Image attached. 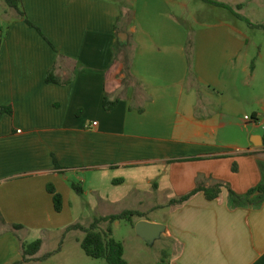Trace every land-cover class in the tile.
Returning a JSON list of instances; mask_svg holds the SVG:
<instances>
[{"label": "crops", "instance_id": "1", "mask_svg": "<svg viewBox=\"0 0 264 264\" xmlns=\"http://www.w3.org/2000/svg\"><path fill=\"white\" fill-rule=\"evenodd\" d=\"M184 7L22 0L26 17L12 9L0 31V264L22 257L25 227L67 229L53 221L74 215L73 184L88 173L115 174L112 183L131 184L137 197L145 175L163 197L141 210L157 219L136 222L165 227L160 238L176 252L157 264H264V203L232 208L229 196L264 185V51L248 33L258 29L225 19L191 29ZM52 70L61 84L47 81ZM219 184L217 200L199 193L172 204Z\"/></svg>", "mask_w": 264, "mask_h": 264}, {"label": "rangeland", "instance_id": "2", "mask_svg": "<svg viewBox=\"0 0 264 264\" xmlns=\"http://www.w3.org/2000/svg\"><path fill=\"white\" fill-rule=\"evenodd\" d=\"M134 1V0H133ZM174 2H183L184 13L181 18L188 28H194L196 24H209L221 19L233 20L241 25H244L242 20H237L236 15L231 11L220 8L204 2L203 0H173ZM218 3L226 4L235 9V11L257 24H264V0H212ZM242 6L239 10L237 7ZM177 11V9H176ZM14 10L9 7L5 0H0V31H6L10 23L16 19ZM178 15L179 13L176 12ZM238 18V17H237ZM247 23V22H246ZM248 24V23H247ZM251 41L263 46L264 51V32L262 30H248ZM258 50V49H257ZM136 173V172H135ZM136 176L143 183L139 186L140 194L133 196L131 184L121 187L115 186L112 183L113 179L119 176L115 174L99 176L97 174L88 173L81 175L83 181L77 184L83 189V194L77 200V209L72 217L62 216L56 218L53 224H63L68 226L67 229L58 233L56 228H50L47 232L40 233L39 231L29 230L26 228L25 233L16 234V238L20 244L27 242L33 243L37 240L44 242L39 261H23V250L21 247L22 257L15 264H106L104 260H95L86 256L80 246V241L85 238V233L80 230H69L74 225H80L89 228L96 219L106 218L112 215L120 214L126 211H135L142 213L149 205L164 204L163 197L156 194L150 186L146 184L147 177ZM97 189L101 195L109 196L111 202H103L99 198V194L93 192L92 189ZM135 197V198H134ZM119 199L120 201H116ZM140 200L143 203H140ZM62 213V212H61ZM163 214V211H160ZM143 214V213H142ZM145 218L150 220L157 219V213H144ZM134 223L139 220V217H134ZM161 220H164L163 218ZM109 223L103 222L100 225V230L104 232L109 228ZM24 228V227H23ZM60 228V227H59ZM113 238L121 242L125 248V259L128 264H157L158 261L168 260L175 254V249L164 238H160L153 243L146 242L139 237L133 225L125 222H115L111 225ZM22 230V229H21ZM20 231V230H19ZM26 240L27 242H25ZM62 245V254H57L56 251ZM49 254H53L49 256Z\"/></svg>", "mask_w": 264, "mask_h": 264}, {"label": "trees", "instance_id": "3", "mask_svg": "<svg viewBox=\"0 0 264 264\" xmlns=\"http://www.w3.org/2000/svg\"><path fill=\"white\" fill-rule=\"evenodd\" d=\"M6 3L9 5L10 8L16 10L18 13L21 14L22 17H26L25 13L22 10V0H5ZM204 2L227 9L231 11L233 14L236 15L240 20L245 21L248 25L254 29L264 31V24L256 25L251 23L246 17L238 14L234 8L223 4L218 3L212 0H203ZM239 10L242 9V6L237 7ZM26 22L31 26L35 27L32 23H30L27 19ZM131 72L130 66L127 68V74L129 75ZM47 81L50 83H62L58 80V78L54 75V71H50L47 76ZM67 83V82H66ZM64 83V84H66ZM114 103L108 102L107 99L104 101V108L109 111L112 109ZM1 112H9L12 114V110L9 108H2ZM56 166L59 165L56 162ZM74 190L79 194H83V189L78 184H73ZM49 192L53 195L55 210L57 213H61L63 210V198L62 195L59 194L55 188L48 187ZM199 193H204L207 200L214 201L220 198L222 194V185H215L213 187H203L198 186V188L191 194L175 201L174 205H183L190 201L195 195ZM259 194V199H253V196ZM230 196V205L232 208L237 207H252V208H259L264 203V185H260L252 190H250L246 195L241 196L237 195L233 191H229ZM134 217L143 218L144 215L140 212L135 211H126L120 214L112 215L106 218L96 219L94 223L89 227L85 228L80 225H74L69 230H80L85 233V238L80 241V246L86 256L95 260H104L106 264H128L125 259V248L121 242H118L113 238L111 225L115 222H125L131 224L135 227L136 223H134ZM109 223V228L104 232L100 230V225L103 223ZM23 227L20 225H15L14 229L16 231L21 230ZM42 248V241L37 240L31 244H22L23 250V261L32 260L41 250ZM62 245L56 251L60 252ZM50 254L49 256H52ZM15 264H21V262H17Z\"/></svg>", "mask_w": 264, "mask_h": 264}, {"label": "water", "instance_id": "4", "mask_svg": "<svg viewBox=\"0 0 264 264\" xmlns=\"http://www.w3.org/2000/svg\"><path fill=\"white\" fill-rule=\"evenodd\" d=\"M258 140H261L260 137H256ZM254 145L258 146L257 142H253ZM136 233L139 237L144 239L146 242L153 243L158 240L162 233L165 231V227L162 225L150 223L148 221H141L136 225Z\"/></svg>", "mask_w": 264, "mask_h": 264}, {"label": "built area", "instance_id": "5", "mask_svg": "<svg viewBox=\"0 0 264 264\" xmlns=\"http://www.w3.org/2000/svg\"><path fill=\"white\" fill-rule=\"evenodd\" d=\"M246 120H251L249 117H246Z\"/></svg>", "mask_w": 264, "mask_h": 264}]
</instances>
